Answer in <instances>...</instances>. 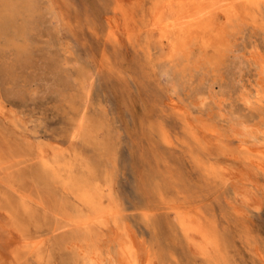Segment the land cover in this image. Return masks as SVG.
<instances>
[{
    "label": "rangeland",
    "instance_id": "374dc122",
    "mask_svg": "<svg viewBox=\"0 0 264 264\" xmlns=\"http://www.w3.org/2000/svg\"><path fill=\"white\" fill-rule=\"evenodd\" d=\"M31 1L0 0V22L10 16L0 23V264H91L92 249H113L116 238L106 242L105 226L75 222L87 211L78 188L91 185L116 201L138 239L174 246L164 222L148 228L142 220L143 210L155 208L145 200L143 178L149 166L165 164H179L183 175V163L192 179L185 193L213 203L228 242L227 261L219 264H264V177L257 165L214 145L213 158L232 170L231 180L203 186L192 162L178 159L162 139L166 130L184 135L164 110L169 96L203 129H221V137L232 136L242 121L256 128L259 109L246 106L241 91L258 76L263 23L247 10L230 25L226 49L207 53L194 45L190 60H170L167 47L147 32L161 0ZM111 25L117 44L108 37ZM38 149L59 162V175L42 166ZM172 186L168 193L176 195ZM177 246L180 264H206L192 245Z\"/></svg>",
    "mask_w": 264,
    "mask_h": 264
},
{
    "label": "bare ground",
    "instance_id": "6f19581e",
    "mask_svg": "<svg viewBox=\"0 0 264 264\" xmlns=\"http://www.w3.org/2000/svg\"><path fill=\"white\" fill-rule=\"evenodd\" d=\"M32 2H30L31 6L34 5ZM9 3L13 8L12 5L15 4V1ZM263 4L264 0H161L154 11L152 21H149L147 32L156 34L161 47H167L170 60L179 57L190 60L194 45L203 48L207 53L210 50L220 52L226 49L229 44L227 37L230 25L235 19L245 15L244 12L247 10L251 12L252 19L258 23L262 22L264 26V16L261 15ZM6 6L9 7V4ZM27 6L28 9L30 6L29 4ZM1 16L5 20L0 23L6 22L5 24H7L9 14ZM108 37L113 43H119L117 29L112 25ZM259 53L257 52L255 58L258 76L247 86L244 85L241 91V98L245 105L259 109L261 118L255 123L256 128L252 129L246 125V121H242L239 129L232 132V136L221 137L219 134L221 129L218 131L217 128L205 125L203 129V123L201 124L198 119L194 118L195 115L193 116L192 111L182 105L176 97L169 96L166 100L164 110L175 117L184 135L181 136L180 132H176L175 137H172L171 133L165 129L166 131L162 132V139L174 150L173 152H178V159L192 162L195 172L199 173L198 177L200 176V183L203 186L215 187L221 183L228 185L231 180L232 170H228L220 164L218 158H213L212 148L214 145L218 149L227 150L225 153L230 152L231 156L238 157L246 165L256 164L258 171L264 177V158L260 159L261 153H264V62L262 61L264 57L259 56ZM212 59V57H207L208 61ZM82 127L83 122L81 121L77 125V131H81ZM231 129L233 130V128ZM38 150L42 166L49 168L55 175H59L60 166L57 168L59 162L51 161L48 153ZM164 159L168 160V158ZM183 164H185L183 168L186 170L188 166L186 163ZM177 165L165 164L164 167L157 165L159 169H152L149 166L148 177L143 178L145 187H148V196L145 200L152 201L155 208H150V206L143 210L142 220L148 228L154 226V224L152 225L153 221L164 222L176 243L172 247L157 244L156 238H151L150 242L146 241V238L138 239L128 221L121 218L120 214L123 211H120L121 208L119 209L116 201L103 194V189L100 187L91 185L87 188H78L77 197L87 206V211L80 214L75 222L88 228L92 223L105 226L111 234L106 240L109 244L110 239L116 238L113 249L111 246L105 249L100 247L92 249V252L87 256L91 264H180L179 253L182 250L177 246L178 244L182 249H186L187 245H192L206 264L226 263L225 241L227 242V240L217 228L213 203L202 205V203L196 202L197 199H191L194 198L193 195L185 193L187 188L183 187L184 183L192 185L190 183L192 179L186 175L191 174V170L187 169L185 174L183 170L182 175V171ZM170 179L176 195L168 193ZM67 183L71 184L70 181ZM221 212L224 214L223 210ZM207 214L209 216H206ZM150 220H152L151 224ZM155 230L157 229L155 228ZM169 241L171 240L169 239ZM113 242L115 243V241Z\"/></svg>",
    "mask_w": 264,
    "mask_h": 264
}]
</instances>
